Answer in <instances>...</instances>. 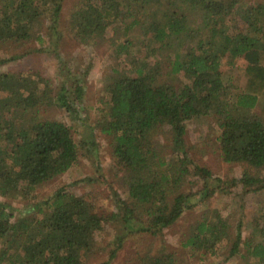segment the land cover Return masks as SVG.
<instances>
[{
	"label": "trees",
	"instance_id": "1",
	"mask_svg": "<svg viewBox=\"0 0 264 264\" xmlns=\"http://www.w3.org/2000/svg\"><path fill=\"white\" fill-rule=\"evenodd\" d=\"M62 13L63 0H0V44L40 43L0 55V65L54 52L62 77L57 84L38 66L0 71V264H90L106 224L116 233L102 264L135 237L132 264H186L181 254L203 260L227 245L241 258L236 264H264V205L252 210L260 214L247 222L250 238L243 217L233 223L203 211L184 230L182 248L158 243L215 192L235 199L257 193L264 201V177L218 175L186 144L188 125L211 116L226 162L264 167V0H82L64 28ZM64 29L84 49L107 44L117 58L84 133L75 129L87 121L91 66L67 69L59 50ZM240 61L243 86L222 70ZM54 107L66 121L47 115ZM98 134L124 177L112 189L115 210L98 212L68 184L42 196L40 189L77 168L81 157L101 170ZM17 201L23 209L14 219ZM143 235L153 240L141 248ZM216 258L203 264H227Z\"/></svg>",
	"mask_w": 264,
	"mask_h": 264
},
{
	"label": "rangeland",
	"instance_id": "2",
	"mask_svg": "<svg viewBox=\"0 0 264 264\" xmlns=\"http://www.w3.org/2000/svg\"><path fill=\"white\" fill-rule=\"evenodd\" d=\"M82 0H63V13L62 20L63 25H66V21L70 18L74 7ZM64 29L63 39L59 44V50L63 55V59L66 61L67 69L72 67V71L83 72V67L91 66L86 78V95L84 105L86 106L87 121L83 125H79L76 129V133H84L87 129V124H93L95 118V111L93 106L96 105L100 98L101 91L103 89L102 78L108 72L109 64L113 61H117V58L113 56L110 50L107 48V44H102L95 50H86L79 45L72 37L69 36ZM10 44V43H9ZM31 47H39L40 43L37 41L31 42ZM26 46H17L14 44H0V55L6 56L15 52L16 48L22 52L28 49ZM38 66L45 69L51 77L58 84L62 81V77L59 76V59L55 56L54 52H35L29 56L24 57L23 60L18 62H10L6 65H0V71L20 69H26L27 67ZM246 63L242 61L238 62L234 66H222V70L227 77L232 78L236 84L243 86L246 83L245 75ZM88 107V108H87ZM257 110L263 111L260 106ZM47 115L62 120H67L65 112L57 107L49 109ZM221 130L215 123V119L211 116L202 117L200 120L192 121L187 127L186 144L187 147L197 162L208 166L214 173L222 176L231 177L233 175L240 176L244 171H248L255 176L264 177V167H252L248 164L235 163L231 164L226 162L222 157L219 135ZM97 139L100 142L99 163L101 164V170H98V165L94 162V159H87L81 157V162L77 168H74L70 172L59 176L57 179L47 184L45 188L40 189L41 195L52 192L56 187L60 185L68 184L70 189H73L76 193L89 198L97 207L98 212L107 213L115 210L114 196H112L113 188H121L123 182V173L118 171L114 159L111 154V149L107 140L101 134L97 135ZM94 177L93 181H82L74 184L77 179L85 178L86 176ZM264 197V193L262 195ZM262 197V199H263ZM264 205V201L261 202L260 196L257 193H250L246 197L235 199L230 195H221L218 192L211 194L207 200L206 207L199 206L193 210L186 211L185 215L179 220L173 227L166 228L163 231L161 240L158 243L165 242L164 244L169 248L179 249L181 247V240L184 239L185 229L191 224V222L201 215L203 211L209 212L214 215L218 211L222 212L228 221L236 223V219L243 217V236L244 238H250L253 233L247 227V222L252 220L257 221V217L260 213H252V210H256V207ZM15 216L17 219L20 215L17 209L20 211L23 209L22 203L14 202ZM115 230L108 224L102 232V238L99 241L97 247L99 248L94 256H91L90 264H102L103 261L108 259L109 254V242L115 237ZM136 239L138 237H135ZM144 239L143 244L150 243L153 237L146 238V236L140 237ZM130 239L126 242L123 248H121L117 256L111 260L110 264H130L134 263V260L129 255L135 248V240ZM163 240V241H162ZM187 251V250H185ZM182 253V252H181ZM182 259L186 264H203L210 259L225 261L227 264H236L241 261V258L234 259L230 255V246L221 247L219 254L215 256H207L208 259H200V254L190 255L188 252L181 254ZM206 258V257H205ZM216 258V259H217ZM131 263V264H132Z\"/></svg>",
	"mask_w": 264,
	"mask_h": 264
}]
</instances>
